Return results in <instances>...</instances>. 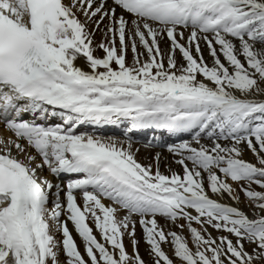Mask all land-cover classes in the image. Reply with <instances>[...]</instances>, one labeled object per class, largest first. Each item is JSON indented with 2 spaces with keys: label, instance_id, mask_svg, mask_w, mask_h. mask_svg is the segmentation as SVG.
Returning a JSON list of instances; mask_svg holds the SVG:
<instances>
[{
  "label": "snow or ice",
  "instance_id": "obj_1",
  "mask_svg": "<svg viewBox=\"0 0 264 264\" xmlns=\"http://www.w3.org/2000/svg\"><path fill=\"white\" fill-rule=\"evenodd\" d=\"M0 123V264H264V0H0Z\"/></svg>",
  "mask_w": 264,
  "mask_h": 264
},
{
  "label": "bare ground",
  "instance_id": "obj_2",
  "mask_svg": "<svg viewBox=\"0 0 264 264\" xmlns=\"http://www.w3.org/2000/svg\"><path fill=\"white\" fill-rule=\"evenodd\" d=\"M98 39V37H97ZM162 47H167V43H166V38H165V43L162 44ZM205 55L207 56V53L205 52ZM131 57V53L129 52V59ZM79 66L84 67V61L78 60L77 61ZM57 117H49L50 119L48 120V123L50 124H55V123H59L60 121H56ZM27 118V117H26ZM30 118V117H29ZM52 118V119H51ZM128 127L129 124L127 121L122 122L119 125H103V126H99V127H94L93 125L90 124H84L82 126H80V128L78 129V131H87V132H92V131H97L98 134L101 135H105V136H115V137H119L121 139L125 138V134H127L128 137H130L133 141V147L135 148H139V152L136 154V159L142 163V164H148V163H152L153 160V156L155 155V153L159 152L161 153V161H160V170L161 172H164L165 174H167L166 172V167L165 165L167 163H170L173 160V155L171 153H169L167 151L166 148V144L167 143H173V142H177L178 139H188L189 137L185 134L182 136L177 137L176 135H169L166 131H161V130H155V129H148V130H139V131H135V132H128ZM0 133L2 134V137L4 138L6 136V138H14L13 134L10 131H6L4 128L3 123H0ZM4 135V136H3ZM14 154L15 150H13ZM246 159L249 160H253L254 158L252 157V155L250 153L246 154L245 156ZM37 159L39 160V157L37 156ZM171 167L177 171L182 172V168L180 165L172 163ZM44 175H47L49 179L53 180V182H55V177L51 176L48 172L43 173ZM66 177L68 176H64L62 177V181L67 180ZM70 178V177H69ZM71 178H76L75 175ZM77 197H78V203L83 204V200L81 197V194L78 192L77 193ZM61 198L63 199V193H61ZM246 201V198L244 197V195L241 193L240 194V200L238 202H233L231 200H229L227 197L224 198V202L230 203V204H238V206L244 210L245 212H249V209L246 208L243 203ZM103 202L105 204H110L111 201L104 199ZM124 213L121 212L120 215L122 216ZM63 219V217H62ZM134 219H136L134 217ZM161 223H164L162 218H159ZM181 223H183V221H181ZM72 224H70L71 226ZM199 227L198 225H194ZM73 227V225H72ZM94 228V225H93ZM177 231H181L180 229H176ZM94 232H95V228H94ZM208 232H210L213 236H217V235H227V233L224 232H217L216 230H214L213 228L209 227L208 228ZM55 233V238L57 240H61V234L59 232H54ZM97 235V238L99 239V233L96 232L95 233ZM183 234L184 235H189L187 228H185L183 230ZM73 235L77 240V244L80 246L81 250L83 251V243L81 241V239L76 235L75 231H74V227H73ZM141 235V229L139 224H137V236L139 237ZM234 239V237H233ZM125 245L127 250L129 251V253L132 252V246H131V241L128 239V237H125ZM166 251L168 252V254L170 256H172V248L170 245H164ZM249 250L251 251V246L248 245ZM147 249H148V245L146 243H144L143 240H141L140 244H139V252L141 254V256L149 261V264H151V258L148 256L147 254ZM61 259H63L64 261V256L63 254H61ZM176 264H179V261H176Z\"/></svg>",
  "mask_w": 264,
  "mask_h": 264
},
{
  "label": "rangeland",
  "instance_id": "obj_3",
  "mask_svg": "<svg viewBox=\"0 0 264 264\" xmlns=\"http://www.w3.org/2000/svg\"><path fill=\"white\" fill-rule=\"evenodd\" d=\"M3 136H4V135H3ZM4 138L7 139L6 136H5ZM0 147H3V146L0 145ZM43 175H44V174H43ZM245 204H246V201L243 203V205L245 206ZM245 207H246V206H245ZM246 208H248V207H246ZM70 224H71V223L69 222V225H68V226H69L70 230L73 231V227H72V225L70 226ZM53 235L55 236V233H53ZM245 246L248 247L247 244H246ZM60 260L63 262V259H61V257H60Z\"/></svg>",
  "mask_w": 264,
  "mask_h": 264
}]
</instances>
